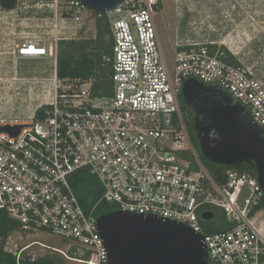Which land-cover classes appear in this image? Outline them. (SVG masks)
Returning <instances> with one entry per match:
<instances>
[{
  "label": "built area",
  "instance_id": "1",
  "mask_svg": "<svg viewBox=\"0 0 264 264\" xmlns=\"http://www.w3.org/2000/svg\"><path fill=\"white\" fill-rule=\"evenodd\" d=\"M160 2L124 0L96 13L113 37L106 96L94 94L93 78L58 76L60 41L77 39L86 27L82 0L38 3L41 31L24 37L13 54L52 59L51 97L31 113L0 112V128L22 127L17 134L0 130V208L19 224L4 249L17 264L39 257L25 252L34 243L13 248L14 232L64 237L66 249L38 244L78 264L109 263L98 216L85 210L71 184L81 169L99 178L102 200L116 210L175 220L201 234L211 264H264V190L257 175L228 168L215 177L194 145L180 97L184 82L195 78L244 108L264 133V48H238L210 34L188 37L176 43L170 65L156 23ZM214 208L230 227L208 233L202 215Z\"/></svg>",
  "mask_w": 264,
  "mask_h": 264
},
{
  "label": "water",
  "instance_id": "2",
  "mask_svg": "<svg viewBox=\"0 0 264 264\" xmlns=\"http://www.w3.org/2000/svg\"><path fill=\"white\" fill-rule=\"evenodd\" d=\"M124 0H82L86 9L104 13ZM8 10L16 0H0ZM195 78L182 87L184 101L195 108L194 127L202 154L211 162L235 166L246 160L255 164L264 190V133L252 117L229 98L220 99ZM21 126L1 127L17 134ZM213 211L202 217L211 219ZM98 227L108 249V264H211L203 236L181 222L153 215L115 210L98 217Z\"/></svg>",
  "mask_w": 264,
  "mask_h": 264
},
{
  "label": "rangeland",
  "instance_id": "3",
  "mask_svg": "<svg viewBox=\"0 0 264 264\" xmlns=\"http://www.w3.org/2000/svg\"><path fill=\"white\" fill-rule=\"evenodd\" d=\"M27 9L33 11L31 6ZM158 10L156 20L160 29V41L170 65L174 63L176 43H181L188 37L202 39L203 35L210 34L212 38H222L238 48H264V0H162ZM17 12L13 11L3 17L10 21L16 34L14 36L12 33V38L9 39L12 47L6 46L0 53V112L27 114L51 97L53 61L50 57L16 60L13 54L15 44H21L25 40L18 37L17 32L33 24L29 20H22L25 13H21L20 9ZM84 14L86 27L76 41L91 38L96 33L93 12L85 8ZM45 36L53 39L51 34ZM4 62L6 66H1ZM259 220H264V214ZM13 240V248L34 243L25 252H31L36 258L47 256L57 260L58 264H78L65 255L46 250L38 244V241H42L66 249L70 243L67 238L46 233L38 235L14 232Z\"/></svg>",
  "mask_w": 264,
  "mask_h": 264
},
{
  "label": "trees",
  "instance_id": "4",
  "mask_svg": "<svg viewBox=\"0 0 264 264\" xmlns=\"http://www.w3.org/2000/svg\"><path fill=\"white\" fill-rule=\"evenodd\" d=\"M95 16V38H85L80 40L60 41L58 52V76L60 78H82L95 80L94 94L96 96H106L111 94L112 62L105 57L113 55V37L110 24L105 17ZM225 49V46H222ZM227 51V50H226ZM229 55V52H228ZM229 59L234 61L233 57ZM182 109L186 118L187 126L192 136L195 147L198 149L205 165L211 170L215 177L222 179L223 172L228 168H235L240 172H249L256 175L255 164L252 160H246L235 166H226L209 161L201 152L199 140L194 127V120L197 116L195 108L188 105L180 95ZM217 97L220 96L217 93ZM49 106H46V108ZM38 118L44 117L43 109L37 112ZM75 193L78 196L85 210L94 209V213L99 217L102 214L110 213L117 209V205L102 200L105 188L99 178L86 169H81L70 178ZM264 205V202H263ZM260 207V206H259ZM257 207L252 214L259 209ZM214 216L211 219L203 220L204 229L208 233L227 230L230 224L227 222L225 213L220 208L213 209ZM19 228L17 221L11 219L7 212L0 208V264H17L16 256L4 249L5 239ZM59 262L51 257H40L35 261L28 257L20 261V264H58Z\"/></svg>",
  "mask_w": 264,
  "mask_h": 264
},
{
  "label": "crops",
  "instance_id": "5",
  "mask_svg": "<svg viewBox=\"0 0 264 264\" xmlns=\"http://www.w3.org/2000/svg\"><path fill=\"white\" fill-rule=\"evenodd\" d=\"M41 0H16V6L15 8L8 10L3 8L0 5V53H2V48H5L6 46L10 45L11 46V42H9V39L12 38V33L15 36V29L14 27L10 26V21L5 20L3 17L6 16V14H11L13 11H16L18 9H20L22 12L21 13H25V18L22 20H29L31 21L33 24L28 26L26 29H21L19 30L18 33V37L20 38H24V37H30L32 35V33H36L41 31V26H42V19L41 16L43 15L42 11L38 8V3ZM30 3V5L28 4ZM22 6H24L22 8ZM31 6L33 7V11L30 9L28 10L27 8ZM35 8V9H34ZM20 12V11H19ZM28 12H30L31 14H29ZM18 15V12L16 13ZM27 14V15H26ZM157 23V20H156ZM32 26V27H31ZM157 27H158V32H159V25L157 23ZM159 36H160V32H159ZM16 46V44H15ZM5 64L2 63L1 66H6V62H4Z\"/></svg>",
  "mask_w": 264,
  "mask_h": 264
},
{
  "label": "flooded vegetation",
  "instance_id": "6",
  "mask_svg": "<svg viewBox=\"0 0 264 264\" xmlns=\"http://www.w3.org/2000/svg\"><path fill=\"white\" fill-rule=\"evenodd\" d=\"M159 11V10H158Z\"/></svg>",
  "mask_w": 264,
  "mask_h": 264
}]
</instances>
